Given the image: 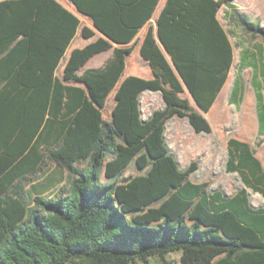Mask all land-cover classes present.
I'll return each instance as SVG.
<instances>
[{
	"label": "trees",
	"instance_id": "1",
	"mask_svg": "<svg viewBox=\"0 0 264 264\" xmlns=\"http://www.w3.org/2000/svg\"><path fill=\"white\" fill-rule=\"evenodd\" d=\"M228 1L166 0L141 42L151 69L145 78L124 70L129 43L158 0H69V7L0 0V63L15 69L9 89H0V264H264V204L252 206L245 188L227 196L190 181L194 166L182 170L165 138L173 116L186 117L196 132L211 130L203 112L233 62L217 18ZM234 14L264 43V24ZM80 17L92 25H82L81 36L97 37L70 52L62 80L73 84L51 83ZM110 48L103 66L78 74ZM37 54L42 79L32 71ZM145 90L160 92L164 105L143 119ZM255 101L262 134L261 94ZM47 162L69 176L50 195L27 187ZM131 162L143 173L122 178ZM226 170L264 200V169L248 142L228 139ZM177 250L178 259H168Z\"/></svg>",
	"mask_w": 264,
	"mask_h": 264
},
{
	"label": "rangeland",
	"instance_id": "2",
	"mask_svg": "<svg viewBox=\"0 0 264 264\" xmlns=\"http://www.w3.org/2000/svg\"><path fill=\"white\" fill-rule=\"evenodd\" d=\"M227 12L223 6L218 16L231 38L233 62L222 90L210 109L203 112L211 130L196 132L186 117L173 116L165 123V138L182 170L194 166L188 175L190 181L204 183L208 192L218 190L227 196L245 188L250 203L258 207L263 204L262 196L246 187L236 172L227 171L226 161L228 139L233 137L250 144L264 169V133L258 132L255 101L256 93L261 94L264 106V43L259 37L247 34L236 16L230 18ZM113 94L114 91L110 93L103 109V117L107 120L110 119ZM140 105L147 115L163 107L164 103L160 92L147 91L141 95ZM138 173L143 171H139L131 162L122 173V178ZM68 181L69 176L65 170L47 162L40 172L28 180L27 187L50 195ZM180 253V250L174 251L168 259L177 260ZM154 264L161 262L154 260Z\"/></svg>",
	"mask_w": 264,
	"mask_h": 264
},
{
	"label": "crops",
	"instance_id": "3",
	"mask_svg": "<svg viewBox=\"0 0 264 264\" xmlns=\"http://www.w3.org/2000/svg\"><path fill=\"white\" fill-rule=\"evenodd\" d=\"M58 1H60L62 4H64L67 7L71 6V3L69 2V0H58ZM165 2H166V0H158V3L154 9L152 17L146 23H144L142 25V27H140V29L138 30L136 35L130 41L129 44H133V49H132L131 53L126 58V65H125V70H124L125 76L135 75V76H141V77H145V78L151 77V69H150L149 65L147 64V62L145 60H143L141 55H140V46H141L142 39H143V37L147 31L148 25L151 24V25L155 26L156 18L158 16L160 10L163 8ZM223 6L227 9V11H228L227 15L230 18H233V19L235 18L234 11H232L231 9H233V10L238 9L239 11L246 13L252 21L258 22L260 24H264V0H229L226 4H223L221 7H223ZM221 7H220V9H221ZM218 14H219V11L217 12V18L219 19ZM80 20H81V25L77 29L74 37L69 42V44L66 47L63 55L60 57L57 65H55L53 67L51 83H54L55 79H59L64 84H73L72 82H67V81L62 80L63 68H64V66L68 60L70 52L74 48L84 47L88 43L94 41L97 37V35L90 37V38L82 37L80 34V27L84 24L88 25L90 27H92V25L90 24L88 19L80 17ZM219 21H220V19H219ZM220 23H221V21H220ZM233 25H234V20H233ZM222 26H223V24H222ZM223 28H224V26H223ZM246 33L251 35L248 32H246ZM98 34H100V33H98ZM228 37H229V40L231 42V38H230L229 34H228ZM113 45L115 46L116 44L113 43ZM112 50L113 49L110 48L106 51H102L100 53L93 55L91 58H89L87 60V62L84 64V66L78 71V74H80L83 70L88 69V68H98V67L103 66L105 61L108 60L112 56ZM42 60H43V58L41 57V55L37 54L36 56H34V62L32 64V69H33L32 71H34L35 75H38L41 79H42V77H44L43 73L39 71L40 68L44 67ZM20 62L21 61H19L18 63L15 62V63L11 64L12 68H17V66ZM8 65H10V64H8ZM14 70L15 69H13V71H10L8 73V70L5 69V64L0 63V89H3V88L9 89V88H7V85H9L11 83V78H12V75L14 74ZM12 86H13L12 89H15V90L24 88L21 84H12ZM29 89L31 90L34 88L31 87ZM147 91H149V90L143 91L140 94V97L143 93H145ZM140 108H141V115H142L143 119H145L146 117H148L150 115V113H147V115L144 114V111L142 110L141 105H140ZM263 204H264V200H263ZM251 205L256 207L253 204H251ZM262 205H260V206H262Z\"/></svg>",
	"mask_w": 264,
	"mask_h": 264
}]
</instances>
